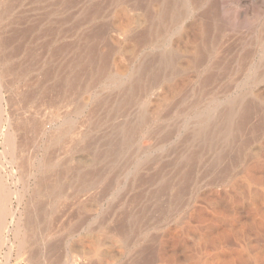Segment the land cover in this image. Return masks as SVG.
Masks as SVG:
<instances>
[{"label": "rangeland", "instance_id": "rangeland-1", "mask_svg": "<svg viewBox=\"0 0 264 264\" xmlns=\"http://www.w3.org/2000/svg\"><path fill=\"white\" fill-rule=\"evenodd\" d=\"M138 1L139 0H6L4 5L0 3V11L3 10L0 12V41H2L0 42V60L3 58L2 62L5 68L7 67V70L8 68L11 70H9L11 73L9 72L8 75H3V71H0V83L1 85L5 83L3 88H1L2 92L0 90V134L2 135V131H5L6 128L11 125L12 127L18 128L23 137L24 135L26 136V138L24 137V148L16 158L7 151L5 152L3 145H0V191L3 190L6 196L12 197L11 202L7 203L8 216L5 223L7 229L9 228L8 230H12V232H6L8 231L6 230L1 236L0 264H74L75 252L80 249V247L87 246L88 240H97L96 238H100L101 241H99L101 243L102 241H104L103 244L106 243L104 250H107V256L98 257V255L92 254V264H124L125 261H127L125 264H153V262L156 264L161 245L164 244V233L168 230L173 231L174 229L176 231V238L173 237L168 246L170 249L169 256L172 258L174 264H195L199 259L206 260L223 251L246 259L248 255H251V251L257 245L253 237H251L253 240L250 239L251 241L249 242L248 237H239L232 233V235L227 237V244L223 251L218 250L215 244L217 235L206 234V230L203 229L204 223L201 219L197 218L190 222L189 213L192 207L182 208L174 212V216L173 214L167 213H162V216L158 211L157 213L156 210L153 212L154 210L152 209H149L150 211L148 210L146 213L141 212V216L143 215L141 221L142 228L140 227L139 234H137L139 235L137 238L141 239V242H139V244L134 243L136 240L133 239L128 246L129 249L128 247L123 248L121 244L119 245V243L112 240L111 237L106 236V233H104L106 232V225L108 223V225L113 228L118 226V228H120L122 225V220H120L122 219V205L120 204L121 198L118 193V188L115 183L111 185L106 183L105 178L111 173L115 180L116 178L119 180V178H121V169H123L122 159H135L137 156L136 147H134V145L130 147L129 150H124L122 147L121 136L118 135L121 134L120 126L122 124V117L125 114L133 115L141 108H147L151 102L165 93L169 85L192 74L193 69L190 68L192 64V55L190 51L187 53L185 50L192 49V46H194L192 43L199 42L196 40L193 42L192 40L194 37L190 36L189 41L191 40L192 43L188 41L189 44L186 42L188 45H183L182 43L185 41L176 40L179 38L178 36H174V42L180 41L181 45H179L180 42L178 45L182 47L183 51L178 50L171 52L172 55L166 60L162 58L160 64L157 63L160 59H156L160 53L167 49V47L162 44L165 35L164 31H162L163 37L160 38L161 42L159 41V44L164 47L160 49H147V59H145V63L143 62L142 66L143 70L148 72L145 78L138 77V75L135 74L129 80L128 76L136 72L135 67L137 69L139 63L136 54L139 30L134 20L129 24L128 22L126 23L125 19L137 16L136 13L138 14V11L136 5H138ZM1 13H3L2 16ZM119 18H123L124 22L123 20H119ZM220 32H222V30ZM261 41L264 42V40ZM261 41H256L253 35L238 29L230 32L223 31V33L215 37V40L211 41V38L209 40V46L211 44L215 45L212 50V53H214L211 54L209 58L212 64L217 61L218 63L222 61V58H220L221 48L225 50L229 49L230 54L226 59L227 63H223L228 64V66L225 67L222 64L221 68L217 70V72H221L218 77L220 84L217 83L213 88L211 87L213 90L211 88V90L209 89L207 97L212 98L216 97L217 94L220 95L219 91L224 90L227 86H232V90L240 86L238 88L243 91H253L252 93L254 97H257L256 99L259 104H247L245 112L246 116H250V118L253 119L254 124L257 123L255 126L256 133L248 130L246 133H243V141L240 142L242 146L248 147L247 152H249L244 158L237 153H234L235 156H232V159L245 160H243L242 163L234 161L236 167L231 177L228 179V182L224 185H217V187L206 186V182L204 183L203 181L201 187L204 186L205 188L202 187L201 193L214 189L220 192H232V196H235L234 199H238L235 191L242 189L241 191L245 194V189L244 187L241 188L239 183L236 182L248 180L253 187L258 188L259 180L264 176V171L261 170H257L255 172L256 174L254 173L253 175L246 176L247 172L245 170L247 163L252 165L257 163L260 167H264V97L258 95L259 87L264 89V82L255 87L256 89L251 87L255 80L264 81V67L260 69L256 67L249 68L248 65L246 67L245 64L248 63V60H244V57H247L248 51L260 48ZM198 44L196 45L198 46ZM82 49L83 52L81 51ZM223 49L222 51H224ZM237 51H240L239 53H241V55H239ZM219 52L220 55H218ZM244 52L246 55L243 54ZM84 54L86 55L84 56ZM242 54L245 55L243 58ZM92 58H94V61H92ZM171 58L172 60H170ZM240 58L243 61H239ZM259 59L260 57L257 56L256 61L258 62ZM78 60L80 62H78ZM99 60L104 61L99 63L101 62ZM156 63L157 65H155ZM235 63L240 64L235 65ZM98 74L99 76H97ZM259 75H261L260 78L258 77ZM101 76L104 77L103 80ZM61 78L62 81H60ZM111 78H116L119 80L120 84L115 86L112 84ZM96 83L98 85H96ZM73 84L75 87L72 86ZM59 87L64 88L61 89ZM60 90L63 91V94H61L62 92ZM135 94L137 97H135ZM62 100H64L65 103ZM90 110H93L92 113ZM248 111L252 112V115L255 114V116H252ZM65 123L72 125L71 135L64 137L60 142L48 146L46 150L47 159H45L47 160V165L45 167L46 173L44 171V173L40 175L39 180L42 185H45L38 186V191H34L37 190L34 189V187L37 188V186L34 184V179L30 178V171L37 165L38 158L45 154V140L41 138L39 127L43 124H47V135H54V137H56L62 131L61 129ZM16 125L19 126L17 127ZM22 128L25 130H22ZM116 140L120 142H116ZM151 141L147 133L142 135L141 144L143 146L147 144L149 146L147 151H149L151 155H155ZM115 143H117L118 146ZM108 150L111 151L110 154H108ZM114 158L115 160H112V165L109 167L107 159ZM244 161L248 162L245 163ZM26 167L28 168L26 169ZM97 170L98 172H96ZM93 173L94 175L97 173L98 176L95 175L94 177ZM88 179H93L95 182H90ZM80 181L83 182L81 183ZM81 186L86 189V191L82 192L81 200H85L88 194L89 197L80 204V207L76 205L75 193L77 188ZM100 189L101 191L104 189L102 193ZM32 193L34 194L32 195ZM12 194L18 195L19 198H14ZM98 194L99 196H97ZM148 195V199H142V202H144L143 204L148 205V202L144 201H149L151 196L150 194ZM116 200L119 201L116 202ZM197 201L195 207L201 209V207L206 206L201 203V200ZM110 203L111 205L109 206ZM115 206H118L119 209L115 210V208H117ZM110 211L111 213L113 212L111 214L112 216H110ZM14 212L15 217L13 218L12 214ZM93 212H95L94 215ZM119 214L121 215L118 216ZM184 215L186 216L184 217ZM169 216L172 218H169ZM186 217L187 219H184ZM101 218H104L105 221ZM118 220L121 221V223ZM78 221H80V223ZM104 223L105 227H100ZM95 227L98 228L96 229ZM13 230H17L16 236ZM159 235H161V237ZM151 236L153 237L151 238ZM157 237H160V239H157ZM202 240H205L207 243L205 245L201 244ZM233 243H235V245ZM77 244L79 246H77ZM228 245L229 247H227ZM136 248L139 251H137V253L135 252V254L132 253V250ZM228 250L230 251L228 252ZM47 251L50 253L48 260L40 258L43 253L47 254ZM138 252H140L139 256Z\"/></svg>", "mask_w": 264, "mask_h": 264}, {"label": "bare ground", "instance_id": "bare-ground-1", "mask_svg": "<svg viewBox=\"0 0 264 264\" xmlns=\"http://www.w3.org/2000/svg\"><path fill=\"white\" fill-rule=\"evenodd\" d=\"M5 2H6V0H0V3H2L3 5ZM136 7H137L138 14L136 12L135 13L137 16L125 19L126 23L128 22L129 24L131 22H133L132 20H134V22L138 26V30H139L138 43H137V47H136L137 48L136 54H137V57L139 59V63L137 65V69L135 67L136 72H134V73L130 74V76H128L129 80L135 74H137L138 77H141V78H145V76L147 75L146 73H148V72L147 71L145 72V70H143V67H142L143 62L145 61V59H147V53H148L147 49H149V48L160 49L161 47H164V46L167 47L166 51H163L162 53H160V55L156 59V60L160 59L159 61H157V63H160V62H162L161 61L162 58L165 60L168 59L172 55L171 52L182 50V47L180 46L181 49L179 47V45H181L180 41H185L182 43L183 45H185L188 43L190 36H193L194 38L192 41L195 42L194 40H196V41H199L200 43L198 42L199 43L198 44L195 42L196 44H198V46H197L195 43H192V41L190 40L191 43L194 44V46H192V49H190L188 47L190 50H185V51H187V53L190 51V53L192 55V64L190 63L191 61L189 62L191 64L190 68L193 69L192 74L188 75V77H186L184 79H181V80L174 82L172 85H169L167 90L165 91V93L162 96L157 97L153 102H151L149 104V106L147 108H141L139 110L137 109L138 111L133 115H130V114L123 115L122 124H121V126L119 125L121 127V134H118L119 136H121L122 147L124 150H129V148L134 145V147H136L135 150H136L137 156L135 157V159H122L123 165L122 164L121 165L123 166V169H121L122 170L121 178H119V180H118V178H116V180H115V178L112 177L111 173L108 174L105 178L106 183H108L110 185L115 183L117 188H118V193L120 194V198H121L120 204L122 205V207L118 205L122 209V211H121L122 215L121 214L118 215V216L121 215L122 219H120V218H118V219L122 220V223H121V221H119V220L118 221L122 225L120 226V228H118L119 226L113 228V227L109 226L108 225L109 223H108L107 224L108 226L106 225V232H104V233H106V236L111 237L112 240H115L117 243H119V245L121 244L123 246V248L124 247L126 248L129 246L130 242L133 241V239L136 240L134 243L139 244V242H141V239L137 238L139 236L137 234H139V230H140L141 223H142L141 221H142V217H143V215L141 216V212L146 213V211H148L149 209L150 210L152 209V210H154L153 212H155V210H156V212L158 211L159 214L162 216H163L162 213H167V214H171V215L173 214V216H174L175 215L174 212H177L180 209L185 208V207H192L190 210V213H189V220H191L190 222H192V220H195L197 218L201 219L204 223L203 229L206 230V234H209V235L216 234L217 235V240L215 239V241H216L215 244H216V247L218 250L223 251L225 245L227 244V237L229 235H232V233L234 235L239 236V237H248L249 242L254 239L256 241V244H257L253 248V250L251 251L253 254L251 253V255H248L246 259H244V257L238 256V255L235 256V255H232L231 253L229 254V253H225L223 251L220 253L221 255L218 254V255L213 256V257L206 259V260H200L199 259V261L195 264H264V176L259 180V184H258L259 187L258 188L253 187L251 185V183H249L248 180L236 182V183H239L241 188L244 187V189H245V194L243 193V191H241L242 190L241 188H240L241 190L238 189L239 191H235L236 195L238 196V199H234L235 196L234 195L232 196V194H231L232 192H226V191L220 192V191H217L214 189H210L208 191L201 193L202 189H203L202 187H204V186L201 187V185L203 184L202 183L203 181H204V183L206 182V184H207L206 186H216L217 187V185H224L225 183L228 182V179L231 177V175H232V173L236 167L234 161H236L238 163H242L243 160H245V159H238V160L232 159V156L234 155V153H237L238 155H242L244 158V157H246V154L249 152V151L247 152L248 147L246 148L245 146H242L240 144V142L243 141V133H246L248 130H250V132L251 131L255 132V126L257 123L254 124L253 119H251L250 116H246L245 112L247 109V104H252V105L259 104L258 100L256 99L257 97L256 96L254 97V95L252 93L253 91L252 92L251 91H243L242 89L238 88L240 86L234 88V90H232V86L231 87L227 86L224 90H222V88H221L222 91H219L220 95L217 94L216 97H212V98L207 97L209 89L211 87L213 88V86L217 83L220 84L218 77L220 76L221 72L219 73V72H217V70L219 68H221V65L224 62L227 63L226 59L229 57V54H230L229 49L225 50V49L221 48V51L220 50H218V51L221 52L220 58H222V61H220L219 63L217 61L216 63L212 64L209 61V58H210L211 54L214 53V52L212 53V50H213V47L215 45L211 44L209 46L208 43H209L210 38H211V41L215 40V37L217 35H220V33H223V31L224 32H230V31H234L237 29L242 30L243 32H247V34L253 35L255 37L256 41L264 40V0H149V1L139 0L138 5H136ZM2 11H0V12H2ZM133 12H130V13H133ZM2 14L3 13H1V16H2ZM123 18H121V19L119 18V20H123ZM123 22H124V20H123ZM77 26H78V24H77ZM79 27H80V25H79ZM221 30H222V32H220ZM162 31H164V34H165L164 40L162 42V44L164 46H161L159 44L160 38L163 37ZM174 36H178L179 39H176V40H180L179 41L180 43L177 42L176 40H175L176 42H174V38H173ZM191 39H192V37H191ZM0 42H2V41H0ZM76 42H77V39H76ZM178 43H179V45H178ZM261 43H263V44H261ZM261 43H260V48H256L252 51L250 50L248 52L246 51L248 53L247 55L244 52L243 54H245L247 57H244L245 55L242 54V58L244 57V60H246V59L248 60L247 64H245L246 63L245 61H244L245 63L242 62L246 65V67H247V65L249 66V68L256 67L257 69L264 67V42L261 41ZM133 44H135V43H133ZM213 44H214V42H213ZM222 49L224 51H222ZM64 51H62V52H64ZM81 51L83 52V49ZM86 52H84V53H86ZM220 52L218 53V55H220ZM238 53H237V55H238ZM85 55L86 54H84V56ZM191 55H190V57H191ZM239 55H241V53H239ZM1 56H3V55H1ZM155 56H156V54H155ZM257 56L260 57L258 62L256 61ZM64 58H65V56H64ZM89 58H90V55H89ZM74 59H75V56H74ZM93 59L94 58H92V61H94ZM200 59H201V61H200ZM207 59H208V61H207ZM4 60H5V57H4ZM89 60H91V59H89ZM170 60H172V58ZM216 60H217V58H216ZM240 60H242V59L240 58L239 61ZM2 61H3V58H2V60H0V71H3V75H5V74L8 75V73L11 70L9 68L7 70L6 69L7 67L5 68ZM99 61H101V60H99ZM102 61H104V60H102ZM102 61L99 63H102ZM78 62H80V61L78 60ZM75 63H76V61H75ZM157 63L155 65H157ZM239 64L235 63V65H239ZM88 65H89V63H88ZM223 65L225 67L228 66V64H223ZM108 66H109V64H108ZM91 67H92V64H91ZM229 67H230V65H229ZM88 69H89V67H88ZM144 69H145V67H144ZM156 69H157V67H156ZM81 71H83V70H81ZM90 71H91V69H90ZM106 71H108V70H106ZM100 72H101V70H100ZM223 72H225V71H223ZM97 76H99V74ZM103 76H105V75H103ZM260 76L261 75H259L258 77L260 78ZM62 78L60 81H62ZM1 79H5V78H1ZM103 79H104V77H102V80ZM135 79H134V81H135ZM94 80H95V78H94ZM110 80H111L112 84H114L115 86L120 84L119 80H117L116 78H111ZM0 82H1V80H0ZM138 82H139V80H138ZM228 82H230V81H228ZM233 82H231V83H233ZM263 82H264L263 80H255L252 83L251 87L255 88ZM4 84L5 83H3V85ZM3 85H1V83H0V90H1V88H3ZM96 85H98V84L96 83ZM72 86H74V84ZM70 87H69V89H70ZM59 88L63 89L64 87L63 88L59 87ZM135 88H136V86H135ZM1 92H2V90H1ZM61 92H62L61 94H63V91H61ZM258 92H259L258 95L260 97H264V89L259 87ZM64 94H66V93H64ZM129 94H131V93H129ZM56 95H58V94H56ZM135 97H137L136 94H135ZM124 99H125V97H124ZM62 101L64 102V100H62ZM261 102H262V100H261ZM5 103H6V101H5ZM84 105H86V104H84ZM99 105H100V103H99ZM92 106H94V105H92ZM6 107H7V105H6ZM82 107H84V106H82ZM144 107H145V105H144ZM92 111H91V113H92ZM249 111H250V109H249ZM249 113L252 115V112H249ZM76 114H78V113H76ZM67 116H69V115H67ZM252 116H255V114ZM6 118H8V117H6ZM48 124H49V122H48ZM77 127H78V125H77ZM71 128H72V125L65 123L63 128L61 129L62 131L59 133V135L56 134L57 136L54 137V135H47V133H48L47 132V124H43L39 127V132L41 131L40 132L41 138L43 140H45L44 141L45 154L38 158L39 160H38L37 165L34 166L32 171H30L31 172L30 178L34 179V181H35L34 184H35V186H37V188L34 187V189H37L34 191H38V186L40 187V186L45 185V184L42 185L41 181H39V180H40V175H42L44 173L45 167L47 165V160H45V159H47L46 150L48 149V146L53 145L56 142H60L64 137L71 135V132H72ZM20 130H21V128H20ZM22 130H25V129L22 128ZM114 130H116V129H114ZM118 131H119V129H118ZM2 132H3L2 135L0 134L1 135L0 136V140H1L0 145H3L5 152L7 151L9 154H11L13 157L16 158L22 152V150L24 148V140H25L24 137L26 138V136L24 135V137H23V135L20 133L19 129L12 127L11 125H9V127L6 128V130L2 131ZM144 133H147L149 138L152 140L151 142H152L153 147H154L155 155H151L150 152L147 151V149H149V146L147 144L146 145L144 144L145 146H143L141 144L142 135H144ZM53 134H54V131H53ZM110 137H112V136H110ZM144 138H145V136H144ZM119 140H116V142L117 141L120 142ZM108 142H109V140H108ZM115 144L117 145V143H115ZM115 144H113V145H115ZM63 148H65V147H63ZM115 149H117V148H115ZM55 150H57V149H55ZM124 150H122V151H124ZM108 151H107L108 154H110L111 151L110 150H108ZM114 152H115V150H114ZM150 155H151V157H150ZM123 157H124V155H123ZM51 159H52V157H51ZM112 160H115V158L114 159H107V161L109 163V167H111V165H112ZM247 162H245V163H247ZM119 167H120V164H119ZM27 168L28 167H26V169ZM245 170L247 172L246 176L247 175L250 176V175H253L257 170L264 171V167L263 168L260 167L259 165H257V163L253 164V165L247 163L245 166ZM96 172H98V170ZM45 173H46V171H45ZM94 173H93V175H94ZM95 175H97V173ZM95 175H94V177H95ZM243 175H245V174H243ZM79 178L81 179L80 176H79ZM88 180L90 182H93V183L95 182L93 179H88ZM96 182H97V180H96ZM91 185L95 186L94 184H91ZM103 187H105V186H103ZM110 188H111V186H110ZM113 188H114V186H113ZM103 190L104 189H102V191ZM39 191H40V189H39ZM84 191H86V189L83 188L82 186L78 187L76 190L75 200H76L77 206H80V204L83 201H86V198L89 197V194H88V196L86 198L84 197L85 200H81L82 199V192H84ZM100 191H101V189H100ZM102 191H101V193H102ZM105 191H106V189H105ZM105 191H104V193H105ZM33 194L34 193H32V195ZM108 194H109V192H108ZM148 194H150L152 199L149 198V201L144 200V201L148 202V205L143 204L144 202H142V199L143 198L148 199V197H147V196H149ZM12 196H14V198H17V199L19 198L18 195H15V194H12ZM97 196H99V194ZM11 199H12V197L6 196L3 193V190L0 191V239H1V236L3 235V233H5V231L9 229V228L7 229L5 223H6V218L8 216V214H7V207H8L7 203L11 202ZM197 200H201V203L206 205V206L201 207V209L195 207V204L198 202ZM97 201H98V199H97ZM97 201H96V203H97ZM118 201L116 200V202H118ZM202 204H200V205H202ZM110 205H111V203L109 204V206ZM118 206H115L117 208L114 207L115 210L119 209ZM108 208H110V207H108ZM85 210H87V209H85ZM74 212H76V211H74ZM94 213L95 212H93V215H94ZM109 213H110V216H112L111 214L113 212L111 213V211H110ZM152 213H151V217H152ZM157 213H155V214H157ZM75 215H77V214H75ZM87 216H88V214H87ZM185 216L186 215H184V217ZM12 217L13 218L15 217V212L12 214ZM31 217H33V216H31ZM151 217H150V219H151ZM107 218H108V215H107ZM169 218H172V217L169 216ZM101 219L104 220V218H101ZM184 219H187V217ZM74 220H76V219H74ZM78 222L80 223V221H78ZM115 222H117V221H115ZM146 224H147V221H146ZM154 225H155V221H154ZM27 227H28V225H27ZM100 227H105V223ZM32 228H33V226H32ZM93 229H94V227H93ZM96 229H95V231H96ZM145 230H147V229H145ZM153 230H154V228H153ZM186 230H185V233H186ZM104 231H105V229H104ZM6 232H12V230H8ZM13 232H14V235L16 236L17 230H13ZM190 234H192V233H190ZM159 236L161 237V235H159ZM175 236H176L175 229L173 231L168 230L164 233V235H163L164 244L161 245V249L159 251V254L156 253V254H158L157 260L155 259L157 262L156 264H174L172 261V258L169 256V254H170L169 250L170 249L168 248V246H169L172 238ZM3 237H5V236H3ZM152 237L153 236H151V238ZM160 237L159 238L157 237V239H160ZM251 237H253V239H251ZM26 239H27V237H26ZM96 239L98 241L95 239H91L90 241L88 240L87 246L86 245L84 247L82 246V248L80 247V249H78L75 252L74 261H73L74 264H92V261H91L92 260V254L98 255V257L99 256H101V257L107 256V253H106L107 250L106 251L104 250L106 243L103 244L104 241H102V243H101L100 238L99 239L96 238ZM6 242H7V239H6ZM156 243H157V241H156ZM159 243H158V245H159ZM206 243L207 242L205 240H202L201 244L205 245ZM233 244L235 245V243H233ZM10 245H11V243H10ZM77 246H79V245L77 244ZM227 247H229V245ZM23 248H25V247H23ZM232 248H233V246H232ZM128 249H129V247H128ZM230 250H228V252ZM137 251H139L137 248L133 249L132 253L135 254V252L137 253ZM124 252H126V251H124ZM142 252H143V250H142ZM139 253L140 252H138V256H139ZM237 253H239V252H237ZM134 254H133V256H134ZM222 254H224V255H222ZM49 257H50V253L48 252L47 254L43 253L42 257H40V258H42V259L44 258V259L48 260ZM192 257H194V256H192ZM134 258H135V256H134ZM155 260H153V261H155ZM126 262L127 261H125V263ZM106 263H107V261H106ZM153 264H154V262H153Z\"/></svg>", "mask_w": 264, "mask_h": 264}]
</instances>
